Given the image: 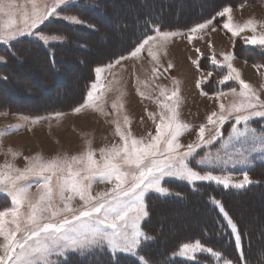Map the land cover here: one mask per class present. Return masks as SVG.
Here are the masks:
<instances>
[{
  "label": "rangeland",
  "instance_id": "rangeland-1",
  "mask_svg": "<svg viewBox=\"0 0 264 264\" xmlns=\"http://www.w3.org/2000/svg\"><path fill=\"white\" fill-rule=\"evenodd\" d=\"M78 1L80 0H75V3ZM138 1L104 0L102 1L104 7H102L101 4L96 3V0H93L99 10L105 9L104 11H106V7L108 8L103 19H99L94 13H91L92 15L84 13L87 17L83 20L77 13V6H74L70 11L85 22L83 25L69 24L60 19H52L51 22H46L45 26H41V31L45 34L61 36L64 38L63 42L55 41L44 45L33 37H22L19 41L12 43L11 49L0 44V56L5 57L6 60V62H0V77H2L0 78V168L3 167L5 162H9L22 169L28 163L24 157H34L37 154L46 159L65 155L68 157L79 156L86 151L87 142H90L91 148L95 150V158L99 160L100 149L110 148L114 144H122L120 136L116 133L117 122H119L122 130L130 131L133 137L148 139L149 133L155 135L160 114L162 112L168 113V109L164 108V104L172 103L165 96L160 95L161 89L165 90L168 95H171V92L176 89L179 90L177 108L179 119L181 122L192 125L191 129L183 132L180 142L186 145L194 141L199 126L207 123L206 118L211 112L219 110L220 103L228 106L239 99V97L229 92L230 88H236L237 92L239 91L238 82L218 83L227 74L228 70L224 65L211 64L210 58L213 53H215L218 60H223L221 53H233L232 63L240 71L241 78L245 80L252 75L253 77L245 81L260 93L261 99H264V67L253 66L255 72L251 70V65H264V62L247 65L243 61L242 54L236 55L235 53L237 49L242 50L249 47H260V50L264 53V46L245 43L246 37L264 34V20H253L255 22V32L249 27L237 36H233L230 31L223 27V24L228 22V15H231V22L235 26H241L248 21L247 18L240 19L244 15H241L242 11L250 6L251 2L248 1L243 3L244 6L241 5L237 8L233 7L235 6L233 4L227 6L231 9L229 14L224 17H216L206 29L192 34L191 41L184 34L188 33L195 25L212 18L216 12L221 11L223 8H219V10L218 7L214 9V6H212L213 12L211 11L208 15L191 20L190 23L188 22L182 27L153 28L154 30L148 35H157L156 29H159L160 32L178 33L175 36L168 37L163 45L156 42L152 43V50L156 53L159 64L148 55L149 45H146L145 49L136 56L131 55L135 47L148 36L146 35L126 53L114 55L112 58H110L112 56L110 54L102 60L87 65L86 59L90 57V54L100 56L98 48L101 45L99 44L105 43L107 39L113 41L118 36L124 42L131 39L132 33L130 31H117L115 29L119 30L121 27L122 21H120V18L122 16L125 17L124 20L127 24H134L135 13L133 12L136 11L138 14L141 10L137 5ZM167 1L171 5L172 2L178 4V6H175L174 11L175 9L178 11L185 9L196 11L198 6L208 7L211 4V0ZM148 2H151V0H148ZM17 3L18 5L23 4L28 11H31V5L28 4L27 0H17ZM157 6L158 4L152 5V3H149L146 9L151 11L153 8H158ZM168 17L172 18L174 15L171 14ZM175 17H177V14ZM17 19H19V16H17ZM190 24L191 26H189ZM101 26L104 29H101ZM71 27L76 28L71 29ZM86 28H95L97 31L90 34L84 31ZM113 46L119 47L116 43ZM13 52L15 56L12 55ZM259 55L263 54L260 53ZM120 57H125V59L116 64L115 62ZM193 61H198L199 67ZM169 63L173 65L172 68H168ZM109 65H112V67H108ZM161 65L162 67H160ZM85 67L86 69H83ZM97 67L103 69V72L99 75L98 90L95 93L100 99L94 102L96 107L90 104L77 113L73 109L88 101L87 94L91 89V85L98 79L95 72ZM156 67H160V70L153 73V68ZM89 68L91 70L88 72L87 88L84 91L79 88L82 100L76 104L72 102L67 106H63V99L70 97L76 86L78 89L80 85L78 77H81L84 71L86 73ZM164 68L168 69L167 72L163 71ZM209 72L212 73V76L204 79L208 77ZM197 81H201L199 87ZM217 92H224L227 95L218 99L216 97ZM113 103L117 105V108L112 107ZM121 104L123 107H120ZM57 112L63 115L57 117L55 115ZM148 113L155 114V120L149 117ZM125 116L128 117L129 121L126 125L124 124ZM37 117L42 119L36 120ZM257 120L259 118L251 121L250 126L255 127ZM259 121H261L260 126L264 125V120ZM232 122L228 121L223 126L225 136L228 135ZM16 125L20 127L10 129V126ZM209 127L211 126L209 125ZM213 144L215 147L208 146L197 151L201 156L208 151L215 152L220 144L219 141H214ZM9 149H11V152ZM13 152L19 153V155L13 156ZM221 154L223 155V151H221ZM197 159H199V156ZM250 159L253 160L251 166L246 164L223 166L226 169L223 174H230L233 181L242 180L243 173L247 169L255 163L262 162L259 152L251 153ZM259 159L260 161L256 162ZM83 166V164L74 165L75 168ZM214 174L222 173L217 170ZM172 180L184 182L189 187H194L198 183H208L196 182L192 185L177 178L165 177L162 186L167 187L170 192L168 194H159L152 190L146 192L144 202L147 212L149 211L152 194L170 197L173 193L178 195L186 193L181 187L176 186ZM28 182L32 184L30 191L34 194L37 193L38 178L29 177ZM110 187H112L111 184L101 183L98 179H95L91 186V193L96 195ZM263 192L258 190L252 195L254 199L258 195L260 196L255 199V202H251L247 207H240L246 212L249 211L251 216L258 217L255 213L257 210L264 213V197H261ZM252 197L248 199L254 200ZM80 203L82 201L79 200V197H75L73 205L77 206ZM196 204L199 205V201L192 204H161L159 210L154 208L152 218L155 217L156 222L161 225L160 230L162 233H160L162 235L155 228L153 230L156 233L148 229L147 232L145 222L148 215L141 220V228L152 239H155L156 236V238H160L159 241L162 238L163 242L167 243L176 238L175 234H185L187 231L196 230L202 226L207 212L202 208L197 209ZM11 206L10 198L7 197L6 193L0 192V210ZM236 207L238 210L239 203L236 204ZM158 224L156 225L158 226ZM2 240L3 238L0 237V242ZM195 241H179L176 252H178L182 243ZM121 255L128 254H118L117 256ZM117 256L115 258L121 263L122 261ZM111 259L107 253L101 255L99 251L92 252V250H89L83 256L72 252L67 254V264H110ZM61 260L63 261V258Z\"/></svg>",
  "mask_w": 264,
  "mask_h": 264
},
{
  "label": "snow or ice",
  "instance_id": "snow-or-ice-1",
  "mask_svg": "<svg viewBox=\"0 0 264 264\" xmlns=\"http://www.w3.org/2000/svg\"><path fill=\"white\" fill-rule=\"evenodd\" d=\"M27 2L31 5V11L23 4L18 5L17 0H0V44L9 49L13 42L22 37H33L44 45L55 41L63 42V37L41 31V26L52 19L75 25L85 23L70 11L75 6V0ZM230 11L229 7H224L184 35L191 41L192 34L206 29L216 17H224ZM231 20V15H228V22L223 27L233 36L249 27L255 32L253 20L249 19L241 26L233 25ZM155 31L157 35L144 38L131 52L132 56L149 45L148 55L159 64L157 55L152 50V43L163 45L168 37L178 33L160 32L159 29ZM245 43L264 46V34L246 37ZM12 55L15 56V53ZM221 55L223 60H218L215 53L210 58L211 64L224 65L228 70L218 83L238 82L239 91L230 88L229 92L239 99L228 106L220 103L219 110L211 112L206 118L207 123L199 126L196 139L186 145L180 142V137L192 125L179 119V90L168 95L161 89L160 95L172 102L164 104L170 114H160L155 135L149 133L148 139L133 137L130 131L122 130L117 122L116 133L122 144L100 149L99 160L95 158V150L91 148L90 142H87L86 151L79 156L65 155L46 159L37 154L34 157H24L28 163L22 169L5 162L0 168V192L6 193L12 206L0 210V237L3 238L0 242V264H67L69 252L83 256L89 250L99 251L101 255L107 253L112 258L110 264H119L115 258L118 254L130 255L136 264H153L147 254H141L143 242L152 239L141 228V220L148 215L144 197L150 190L168 194L170 190L162 186L165 177L177 178L192 185L196 182L215 183L224 189H243L258 183L249 177L247 171L240 181H233L230 174H223L226 171L223 166L228 164L251 166L253 160L250 157L253 152H259L264 162V125L260 128L250 126V122L256 118L264 120V99H261L260 93L251 84L241 78L240 71L232 63L234 54L228 52ZM123 59L125 57H120L115 63L119 64ZM0 62H6L5 57L0 56ZM193 63L199 67L198 61ZM160 67L153 68V73L158 72ZM172 67L169 63L168 68ZM167 70L163 69L164 72ZM95 72L98 79L91 85L87 94L88 101L73 111L79 113L90 104L96 107L94 102L100 97L95 93L103 69L97 67ZM211 76L212 73L209 72L204 79ZM200 85L201 81H197V86ZM225 95L227 93H216L218 99ZM112 107L115 109L117 105L113 103ZM55 115L60 117L63 114L57 112ZM148 115L155 120V114ZM228 121L233 122L225 136L223 126ZM128 122V117L125 116L124 124ZM18 127L20 126H10V129ZM214 141H219L220 147L215 152L208 151L201 156L197 150L215 147ZM12 155L17 156L19 153L13 152ZM77 164L84 166L75 168L74 165ZM217 170L222 174H214ZM29 177L38 178L35 194L30 191L32 184L28 182ZM95 179L101 183L107 182L112 187L93 195L91 186ZM75 197H79L82 203L74 206ZM209 202L221 215L234 237L237 259L228 258L221 251L205 246L200 240L182 243L174 255L185 258L186 262L192 261L193 264H204L196 259L197 254H207L215 264H250L237 223L221 200L210 197ZM261 262L264 264V257H261Z\"/></svg>",
  "mask_w": 264,
  "mask_h": 264
},
{
  "label": "trees",
  "instance_id": "trees-1",
  "mask_svg": "<svg viewBox=\"0 0 264 264\" xmlns=\"http://www.w3.org/2000/svg\"><path fill=\"white\" fill-rule=\"evenodd\" d=\"M102 1L104 0H96V3L101 4V6L104 7ZM247 1L251 3L264 2V0H211V4L208 7L198 6V9L196 11H189L188 9L180 11L175 9L174 11V8H176L175 6H178L176 2H172L171 5L167 0H151V2H148V0H139L137 2V5L141 8V12L139 11L137 14V12L134 10V24H127V22L124 20L125 17L122 16L120 18V21H122L121 27L119 28V30L115 29L117 31H130L132 33L131 39L125 42L119 36L114 38L113 41L107 39L105 43L99 44L101 45L98 48V50L100 51V56H92L90 54V57L86 59V62L89 61L87 65H91V63L102 60L110 54H112V56L110 57L112 58L114 55L116 56L126 53L132 46H134L143 37L151 33L155 28L164 29L167 27H182L184 26V24H187L188 22L190 23L191 20H195L201 18L204 15L210 14L211 11H214L215 7L221 9L230 6V4L236 6ZM149 3H152V5L158 4V8H156L158 11L155 8H153L151 11L147 10L146 6L148 7ZM75 6H77V13L83 20L87 17V15H90L91 13L97 15L99 19H103V17H105L104 14L108 10L107 7L106 11H104L105 9L99 10L98 8H96L93 0H80L75 3ZM212 6H214V9L211 8ZM84 13H86L87 15H85ZM171 14H173L174 17L177 14V17L169 18L168 16ZM189 26H191V24ZM79 27L77 28L79 29ZM74 28L71 27V29ZM100 28L104 29L103 26H101ZM100 28L99 32L101 31ZM84 31L91 34L92 32H96L97 29L86 28ZM71 34L73 35L72 32ZM114 43L118 44L119 47L110 45H114ZM235 53L236 55L242 54L241 56L244 58V60L250 63L264 62V53L260 50V47H249L242 50L237 49ZM260 53H262L263 55H259ZM260 58L261 60H259ZM20 68L22 67L20 66ZM83 69H86V67ZM90 70L91 69L89 68L86 72L87 74L84 71L81 77H78V80H80L78 89L76 86L73 93H71L72 95L63 99V106H67L72 102L76 104L77 102H80L82 100V94L80 93L79 88L82 89V91L86 90L89 76L88 72H90ZM260 123L261 121L258 120V122L255 123V127L260 128ZM247 172L248 175H250L249 177L253 181H257L258 183H253L243 189H224L222 186L213 183H198V185H194V187H189L184 182L172 180V182L176 186L181 187L182 190H185L186 193L181 195L173 193L170 197L155 196V194H152V197H150V199L152 200L149 204V214L148 218L146 219L145 225L146 230L148 229L153 233H156V231L154 232L153 230V228H155L158 230V233L162 235V232L160 230L161 225L156 222L155 217L152 218L154 208L156 210H159L161 204H192L199 201V205L196 204L197 209L202 208L207 212V215L205 216L202 226H200L196 230L187 231L185 234H175L176 238L170 240L167 243H164L162 238L159 241L160 238H156V236L155 239H150L146 242H143V251L141 252V254H147L153 264H193L192 261L186 262L185 259L177 258L176 256L172 255L176 252L177 243H179V241L200 240L201 243H203L205 246H210L213 247L214 250L221 251L222 254H224L228 258L237 259L234 237L231 235L230 229L226 227V223L221 215L209 202L210 197H215V199L221 200L223 202L225 209L237 223L241 231L244 251L248 257V260L250 261V264H262L261 257H264V213L263 211L261 212V210H257V212L255 213L258 215V217L251 216V213L249 211H244V209L240 206H249L251 202H255V199L260 197L258 195L254 199L252 195L258 190L264 191V162L254 164ZM250 197H252L254 200L248 199ZM261 197H264V192L262 193ZM237 203H239L238 210L236 207ZM156 224H158V226ZM117 257L122 261L121 263L119 262V264H136L135 259L130 255H121ZM196 259L204 262V264H215V261H213L207 254H199ZM90 260L91 259L89 258V261Z\"/></svg>",
  "mask_w": 264,
  "mask_h": 264
},
{
  "label": "crops",
  "instance_id": "crops-1",
  "mask_svg": "<svg viewBox=\"0 0 264 264\" xmlns=\"http://www.w3.org/2000/svg\"><path fill=\"white\" fill-rule=\"evenodd\" d=\"M241 5H243V3L242 4H239V5H236V6H233V7H235V8H237V7H239V6H241ZM263 2H253V3H250V6L248 7V8H245L243 11H242V13H241V15H243V16H241L240 17V19H242V18H247L248 20L249 19H251V20H256V21H260V20H264V8H263ZM244 6V5H243ZM259 10H261L262 12H260ZM260 46V45H259ZM242 59V58H241ZM244 61V63H246L247 65H251L252 63H249V62H247V61H245V60H243ZM242 61V62H243ZM253 66L254 65H251V70L253 71V72H255V70H254V68H253ZM249 76V75H248ZM251 77H253L252 75L251 76H249V77H247L245 80H248V79H250ZM206 104H208V103H206ZM209 107H211V106H209ZM208 107V108H209ZM258 161H260V159L259 160H257L256 162H258Z\"/></svg>",
  "mask_w": 264,
  "mask_h": 264
},
{
  "label": "bare ground",
  "instance_id": "bare-ground-1",
  "mask_svg": "<svg viewBox=\"0 0 264 264\" xmlns=\"http://www.w3.org/2000/svg\"><path fill=\"white\" fill-rule=\"evenodd\" d=\"M110 45L113 46L112 44H110ZM111 46H110V47H111ZM110 47H109V48H110ZM91 58H92V56H91ZM93 58H94V57H93ZM88 62H89V61H88ZM88 62H87V63H88ZM249 63H250V62H249ZM84 74H85V73H84ZM75 93H76V92H75ZM250 168H251V167H250ZM250 168H249V169H250ZM249 169H247V171H248ZM249 176H250V175H249Z\"/></svg>",
  "mask_w": 264,
  "mask_h": 264
}]
</instances>
